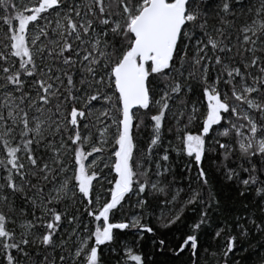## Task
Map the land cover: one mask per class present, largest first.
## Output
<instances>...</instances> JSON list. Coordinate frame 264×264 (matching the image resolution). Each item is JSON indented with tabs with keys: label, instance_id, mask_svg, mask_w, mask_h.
<instances>
[{
	"label": "snow or ice",
	"instance_id": "snow-or-ice-1",
	"mask_svg": "<svg viewBox=\"0 0 264 264\" xmlns=\"http://www.w3.org/2000/svg\"><path fill=\"white\" fill-rule=\"evenodd\" d=\"M0 264H264V0H0Z\"/></svg>",
	"mask_w": 264,
	"mask_h": 264
}]
</instances>
